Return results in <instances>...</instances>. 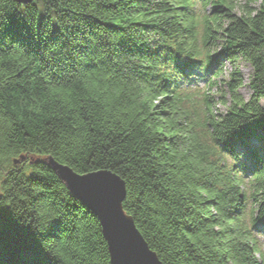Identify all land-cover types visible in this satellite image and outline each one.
Here are the masks:
<instances>
[{"label": "trees", "instance_id": "obj_1", "mask_svg": "<svg viewBox=\"0 0 264 264\" xmlns=\"http://www.w3.org/2000/svg\"><path fill=\"white\" fill-rule=\"evenodd\" d=\"M26 30L70 55L29 49L16 40ZM239 59L251 69L247 99ZM178 60L201 74L165 69ZM0 61V181L20 196L47 194L61 212L74 205L59 264L110 259L97 217L47 156L79 174L118 175L123 210L162 264H264L252 233L264 227V161L242 168L223 148L225 128L258 119L264 127V0H0ZM223 62L231 70L218 113L189 83L216 86ZM19 231L0 209V264H17L10 241ZM36 264L56 261L40 251Z\"/></svg>", "mask_w": 264, "mask_h": 264}, {"label": "snow or ice", "instance_id": "obj_2", "mask_svg": "<svg viewBox=\"0 0 264 264\" xmlns=\"http://www.w3.org/2000/svg\"><path fill=\"white\" fill-rule=\"evenodd\" d=\"M16 40L29 49L35 47L41 54H47L53 60L63 59L66 55H70L67 51V44L58 45L52 37L44 39L31 30H26L22 38ZM165 69L176 76H187L189 73L197 71L198 66L189 61L178 60L174 67L165 65ZM212 70L210 66L208 71ZM259 122L260 119L255 123H247L234 129H224L223 148L236 157L239 167H251L258 160L264 161V127L260 126ZM89 176L91 175L83 172L75 175L82 183ZM38 182L44 183L43 181ZM7 184L6 179L0 181V209L10 210L13 220L20 226V231L13 235L10 241L17 255V264H36L40 251L59 264L58 258L63 256L60 249L67 247L59 243V233L62 231V225L71 221L74 205H67V211L61 212L58 205L49 206L47 194L37 195L28 190L24 196H20L11 186L5 187ZM50 187L51 185L44 184V188H41L40 192L44 193L45 188ZM73 196L85 203L74 193ZM58 212H60L61 218H57ZM0 243H2V239H0Z\"/></svg>", "mask_w": 264, "mask_h": 264}, {"label": "water", "instance_id": "obj_3", "mask_svg": "<svg viewBox=\"0 0 264 264\" xmlns=\"http://www.w3.org/2000/svg\"><path fill=\"white\" fill-rule=\"evenodd\" d=\"M13 1L28 4L33 0ZM23 159L24 156H20L13 163L16 164ZM43 160L66 189L88 204L90 208L81 201L97 217L107 244L110 264H162L143 239L132 217L123 210L122 203L126 190L124 181L118 175L109 170L89 172L87 174L91 176L85 178V182L82 183L75 177L79 173L69 166L57 162L50 156Z\"/></svg>", "mask_w": 264, "mask_h": 264}, {"label": "rangeland", "instance_id": "obj_4", "mask_svg": "<svg viewBox=\"0 0 264 264\" xmlns=\"http://www.w3.org/2000/svg\"><path fill=\"white\" fill-rule=\"evenodd\" d=\"M237 1L240 2V3L244 2V0H237ZM258 2L259 1H255V2L251 3V6H257ZM237 66L239 68V72L241 73V75L243 77V83H244L240 87L239 92H240V94L242 95V97L244 99H247L249 97L250 93H251L250 89L248 87V78L250 76L251 69H250V66H249V64L247 62H245L243 60H240V59L237 61ZM221 68H222L221 73L218 76L212 78L216 82V86H212L211 88H208L207 85H204L199 80H196V82H190L189 83L190 87L199 86V87H201V89L205 93H208L207 95L210 98L212 104H214L213 107H214L215 111L218 112V113H223L225 111V107H223L222 105L217 103V101H218V91H219L218 88L220 86H221L220 88H223L221 81L222 80H226L228 78V73L231 70V65L229 63H227V62H223V64L221 65ZM197 72L199 74H201L199 71H197ZM193 73L194 72L190 73V76H189L190 79H192V78L196 79V77H195V75ZM204 92L201 93V94H199V93L192 94V96L194 97V100L196 102H200L199 98H202V95L204 94ZM261 103L264 104V101H261ZM226 160H227V162L229 164L234 163L231 160V158H229L228 156H226ZM31 161H33V160H31ZM246 178H248V177H246ZM248 209H249V207H247V210ZM259 227L262 230L261 233L256 231V229H253L252 233H253L255 239L257 240V243H258V245H259V247L261 249V252L264 253V227H261V226H259Z\"/></svg>", "mask_w": 264, "mask_h": 264}]
</instances>
